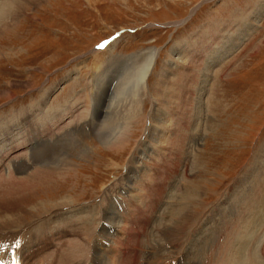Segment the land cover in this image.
Returning <instances> with one entry per match:
<instances>
[{"label": "rangeland", "instance_id": "1", "mask_svg": "<svg viewBox=\"0 0 264 264\" xmlns=\"http://www.w3.org/2000/svg\"><path fill=\"white\" fill-rule=\"evenodd\" d=\"M37 4L0 34V225L21 219L33 232L35 222L52 217L57 227L63 216H73L76 223L86 220L94 233L105 224L97 240L104 241L107 264H129L115 254L129 249L120 241L125 223L139 231L138 256L145 253V263L158 257L163 264L172 258L167 251L158 255L159 244L172 236L164 229L160 239L158 226L180 221L186 233L201 217L189 246L193 238L201 240L207 248L200 254L214 264L225 236L212 251L214 244L204 243L209 225L233 221L246 226V242L255 249H246L242 264H264V0ZM103 38L110 40L94 48ZM149 58L145 85L137 84ZM125 103L134 107L125 120L130 137L118 151L108 149L103 138L124 119L109 112L128 110ZM104 124L108 132H102ZM85 149L86 156L79 157ZM176 151L182 156L173 157ZM60 159L66 164L55 163ZM173 162L176 171L169 168ZM251 190L260 191L257 204L248 200ZM244 201L245 209L262 215L254 224L245 214L240 219L236 206ZM68 202L70 207L55 209ZM100 207L113 213L98 226ZM231 209L234 219L227 218ZM137 213L148 217L149 226L138 230L136 218L134 223L123 218ZM127 243L132 244L128 236ZM52 247L57 249V242Z\"/></svg>", "mask_w": 264, "mask_h": 264}, {"label": "bare ground", "instance_id": "2", "mask_svg": "<svg viewBox=\"0 0 264 264\" xmlns=\"http://www.w3.org/2000/svg\"><path fill=\"white\" fill-rule=\"evenodd\" d=\"M0 1H1V5H0V34L4 33L5 31L11 30L14 27L16 22L19 21L20 16L24 15L25 9L27 8V6H29V5L32 6V5H35L38 2H40V0H0ZM5 12L6 13L8 12L10 14L8 19L4 18L5 16H7L5 14ZM3 14H5V15L3 16ZM147 61H148V63H146L144 69L142 70V73L137 75L136 78H135V80L137 81V84H144L145 85V82L147 80V77H148L149 72H150L151 67H152L153 58H149ZM119 84H120V82L116 86H118ZM120 86L121 85H119V88H120ZM123 87H124V84H123ZM203 90H204V88H203ZM95 95H96V93H92L91 96L94 98ZM132 102L136 103V101H134V100ZM126 105H127V107H126V109H127L128 106L131 105V104H126ZM133 105H135V104H133ZM110 107H111V105H110ZM110 107H107V110H108V108L110 109ZM133 109H134V107H133ZM133 109H129L128 108V110H126L124 112H119L116 109L112 113H110L111 111L109 112V116L119 114V115L124 116V119H122V117H119L118 122H117V126H115L113 128V130L108 133V135L106 134V136H105L106 138L105 137L103 138L104 141H102L100 139L102 141V144H104L105 147L107 146L108 149H114L115 151H118L120 149V147L123 146L126 143V140H128V138L130 137V136H128L129 135L128 134V130H129L128 128L130 127V125H129V123L126 124L125 120H126L127 116L133 111ZM61 116L62 115H60L58 117V119H60ZM109 116L106 115L104 117L108 118ZM115 117H117V116H115ZM127 121H128V118H127ZM109 125H110V123H109ZM109 125L107 127H106L105 124L103 126L101 125L100 128H101L102 132L104 130H107V132H108V130L110 129ZM187 126H189V123H187ZM34 128H37V126H34ZM99 133L100 132L97 133L98 136H99ZM46 145L48 146V144H46ZM42 148H44V147H42ZM36 152H38V150ZM85 152L87 153L88 150L85 149L84 151H81L80 153L77 152V153H78L79 157H83V156H86ZM163 153L168 154V153H170V151L166 150V152L164 151ZM58 154H60V153H58ZM175 154L176 155L173 154V157L175 156V158H177L179 156H182V153L180 151H176ZM186 155H187V152H186ZM51 158H55V155L51 156ZM178 159L179 160H177L176 162L178 163V165H180L181 158H178ZM64 160L65 159H60V160H56V161L54 160V161H55V163H59L60 164L59 166H62V164H64V163L66 164V160L65 161ZM186 164L187 163H185L182 160V166L181 167H184ZM169 168H171V170L173 169V171H176L177 170L176 169L177 168L176 163L173 162V166L172 167L169 166ZM167 173H168V171H167ZM175 173H177V172H175ZM169 177H170V174H169ZM194 189H195V187H194ZM160 192H162V191H160ZM256 193H260V191L251 190L248 200L251 198V200L253 202L255 201V203H256L257 200H254L255 199L254 196H255ZM188 196L189 195H187V197ZM184 202H185V199H184ZM190 202H192V201H190ZM247 203H249V202L248 201H244L243 203H240L241 205L236 206V208H239L240 219H241V216L243 214H245L246 217H249V216L251 217V219L247 218V223L248 224L249 223L250 224H254L252 221L255 218H257V216L260 215V213L254 211V209L252 211L249 208L245 209L244 206H246ZM71 205L72 204L70 202H68L66 204H63V203L61 204L60 203V204H56L55 205V207H57L55 209L60 208V206H62L61 208H65L66 209V208L70 207ZM188 207H190V206H188ZM212 209H214V208H212ZM50 210L53 211L52 209H50ZM135 210L137 211V209H135ZM140 210H142V209H140ZM233 211H235V210L231 209V210L226 212L227 214H229V216L227 218H230V217H232L233 219L236 218L235 217L236 215L232 214ZM63 212H65V211H63ZM185 212H187V211L185 210ZM209 212H210V210H209ZM47 213H49V211ZM96 213H98V216H100L99 222L96 224V225L99 226L101 221H104V219H108V218H109V220L112 219V217H110V216L112 215L113 211H112V209H111V211L107 210V214H105L103 207H100V210H98V212H96ZM183 213H184V211H183ZM21 214L22 213H20V215ZM56 214L62 215L63 213L58 212ZM146 214H147V212H146ZM214 214H216V213H214ZM214 214L213 215L210 214L209 216L212 215L211 217L207 216L209 221H212L213 218H215ZM86 215L89 216L90 213H88ZM91 215H93V214H91ZM185 215H186V213L183 215V217ZM93 216H94V219L97 218L95 216V214ZM260 216H262V215H260ZM68 217L69 216H63L61 218V220H60L61 225L60 226L57 225V227H55L54 225H51V224H55L54 222L57 221V219H54L52 217L48 218V219L46 218V220H44V221H42L40 223L35 222V230L33 232L28 231V229H27V227H28V225L30 223H26L24 221L21 222L20 221L21 219L20 220H14L11 223L9 221V222L5 223V225H0V233L1 232L4 233V235H0V237H2V236L5 237L4 241H9V240L11 241L12 239H16L17 237H20V239H19L20 243H14L13 242V244L7 243L6 245L0 246V263H8L12 259L17 258L19 260L22 259V264H24V262L27 264V262H29L28 257H31L33 259V261H34L32 264H40V263L41 264H86V263L101 264V263H103L105 261H106V264H107V259H105L107 257V255H104L105 249L104 248H100V246H101L100 243H103L104 241L102 240L103 242L102 241L100 242V240H97V239L103 238L102 231H103V228H104L103 226H105V224L102 225L101 228H99V230H97L96 232L91 233L90 232V227L88 225H87V228L85 227V225H86L85 221L86 220H81L78 223H76L73 216L70 219H66ZM123 218H125L126 222H130L132 219L136 218L137 219V223H138V227H139L138 230H140V226H141V228H143L144 226H146V223L147 224L149 223L148 217L144 216V215L143 216L139 215V213H137L136 216H133V217L132 216L131 217L130 216H125ZM244 219L246 221V218H244ZM195 220H196L195 221L196 223H194V221H193V223H191V225L188 228V230L186 231V233H185L184 229L182 228L183 226L182 225L180 226V223H181L180 221L173 220L172 222H170V224L168 226H164L163 225L164 228H163L162 225L158 226V228H161V229L157 228L158 230L156 229L158 231V233H160V239H161V237H163V235L166 234V233H163V231H162L164 229L170 234V236H172L171 239L169 238V241H168V238H167V240H164V241H162V243L160 242V244H159L160 247H159L157 252L158 253L159 252L163 253V252L167 251L168 254H169L168 256H170V258H172L168 262H163V264H166V263L167 264H174L173 262H175V264H208L210 262L209 259L211 258V256H209L207 258L205 257L203 259L202 255L200 254V251L203 252V250H204L203 248H207L206 244H204V246H206V247L201 248V240H197L198 238H195V239L193 238L194 239V240L192 239L193 245L189 246V241L188 240L191 239V234H193V236L195 234H197L196 232L193 233V230L196 231V227L198 228L197 225L199 224V222H201V217L199 218V220H198V218L196 219V217H195ZM3 221H5V220H3ZM185 221H183V223H185ZM132 222L134 223L133 220H132ZM0 223H3V222H0ZM186 224H187V222H186ZM76 225L78 226L79 230H78ZM111 225H112V223H111ZM126 225L124 223V225H123L124 227H122L121 230H120V232H121L120 236L122 234L125 235V237L124 236L122 237L123 239L120 238V241L122 242V240H123V241H125L126 245L127 244L129 245L128 246L129 249L127 250L128 252H126L125 250H124L125 252L119 250V253H118V251H116L115 254H116V256H120V258H122V256H123V258H126V260L128 259L127 263L135 264V258L139 254V245L141 243V241L137 237L139 231H136L134 228L131 229L130 226H129V228H127V227H125ZM43 226L46 228V232L45 233L43 232V234H42L40 231L44 228ZM148 226H149V224H148ZM209 226L211 228V230L210 231L208 230V233H207V237L209 239L208 240L206 239V242H204V243H207L208 241H210V242H212L211 245H213L214 243L216 244L217 242H219L218 238L220 236H225L224 239L222 240V243L220 242L222 247H221V250L218 249L219 250V255H217L215 257V263L214 264H242L244 259L242 261V259H240V258L241 257H245L246 249L249 248L251 251L255 250L254 248H253V250H252V248H250L251 247L250 244H252L251 242L250 243L246 242V235H247L246 226H242L241 227V224L239 222H233V221H232V223H226L225 222L223 225L219 226L217 224V221H214V224H211ZM73 227L75 228V230H74ZM10 230H12L13 232L10 231ZM9 231L11 232V234H10ZM182 231H183L184 237H182V235H181ZM158 233H155L156 234L155 236H157ZM72 234H74V235H72ZM70 235L72 237L76 236L78 238L77 239H71L69 241H64V240H68L70 238ZM127 236L132 241V244L127 243ZM135 236H136V238H135ZM180 240H184V242L182 244H178V241H180ZM219 240H221V238ZM52 242H57V247H58L57 249L56 248L53 249ZM166 243H167V246H170L169 249L166 248V246H165ZM175 243H177V244H175ZM220 243H219V245H220ZM117 244H119V243H117ZM215 244H214V248L212 249V251L216 248ZM242 245H243V247H242ZM146 246H148V245H146ZM109 249H111V248H109ZM112 249H113V247H112ZM154 249H156V248H154ZM241 249L244 250L243 256H242V253H241L242 252ZM239 250H241V252ZM153 252H155V250H153ZM162 253L158 254V255L159 256L161 255V257H164V254H162ZM27 254H28V257H27ZM117 254H119V255H117ZM142 254L144 256L145 253H142ZM247 254H249V252ZM111 255H112V253H111ZM154 255H155V253H154ZM253 255H254V253H253ZM143 256H140V258H139V260H140L139 262L140 263L144 262L143 264H158V262H159L158 261V259H159L158 257H156V258L153 257L152 260H151L152 257L151 258L149 257V260L147 259V263H145L146 259L144 260V258L146 256L144 258H143ZM141 259H143L144 261L141 260ZM255 259H254V261H255ZM249 260H250V258H249ZM249 260H246L245 262H247V261L249 262ZM151 261H154V262L151 263ZM140 263H138V264H140ZM211 264H213V263H211ZM255 264H258V263H255Z\"/></svg>", "mask_w": 264, "mask_h": 264}, {"label": "water", "instance_id": "3", "mask_svg": "<svg viewBox=\"0 0 264 264\" xmlns=\"http://www.w3.org/2000/svg\"><path fill=\"white\" fill-rule=\"evenodd\" d=\"M181 21H183V20H181ZM181 21H180V22H181Z\"/></svg>", "mask_w": 264, "mask_h": 264}]
</instances>
